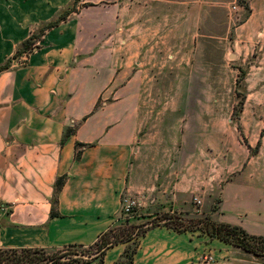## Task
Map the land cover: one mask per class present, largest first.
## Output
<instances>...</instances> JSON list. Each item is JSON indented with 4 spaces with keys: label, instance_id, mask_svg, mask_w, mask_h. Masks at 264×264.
Wrapping results in <instances>:
<instances>
[{
    "label": "crops",
    "instance_id": "1",
    "mask_svg": "<svg viewBox=\"0 0 264 264\" xmlns=\"http://www.w3.org/2000/svg\"><path fill=\"white\" fill-rule=\"evenodd\" d=\"M247 1L245 22L257 23L264 0ZM71 6L35 48L18 52ZM203 10L199 0H0V249L88 246L130 198L143 214L196 207L264 235V177L254 178L251 160L228 178L208 175L191 138L193 99L160 94L180 85L162 76L173 60L161 26L198 31ZM239 88L242 113L261 117L264 82L248 77ZM127 245L107 248L100 264H114ZM205 253L216 264H264L166 225L138 238L131 264H197Z\"/></svg>",
    "mask_w": 264,
    "mask_h": 264
},
{
    "label": "rangeland",
    "instance_id": "2",
    "mask_svg": "<svg viewBox=\"0 0 264 264\" xmlns=\"http://www.w3.org/2000/svg\"><path fill=\"white\" fill-rule=\"evenodd\" d=\"M199 4L205 14L210 15L205 17L198 31L186 22L181 26L175 22L161 26L160 30L167 35L161 46H166L168 63L173 60L162 76L165 74V79L176 80L180 85L161 89L160 94L166 101L180 96L193 99L192 104H186L194 115L191 120L196 135L191 138L200 165L205 162L208 175L228 178L238 165L251 160L249 168L254 178L264 177V134L261 133L264 103L261 117L242 113L244 94L239 88L248 77L264 82V14L258 17L257 23L248 24L245 22L250 14L247 0H199ZM69 8L74 9V6ZM45 26H40V32L35 35L40 36ZM158 28L159 24H155V29ZM32 41L30 49L38 45L36 38ZM157 43L151 40L155 48H158ZM215 200L213 211L219 197ZM159 213L143 214L136 207L130 214L120 210L113 226L120 230L130 223L150 225ZM203 215L199 208L191 207L183 217ZM207 215L212 219L209 213ZM84 249H87L83 252L84 258L98 253ZM258 257L264 258V255ZM88 264H100L99 256Z\"/></svg>",
    "mask_w": 264,
    "mask_h": 264
},
{
    "label": "trees",
    "instance_id": "3",
    "mask_svg": "<svg viewBox=\"0 0 264 264\" xmlns=\"http://www.w3.org/2000/svg\"><path fill=\"white\" fill-rule=\"evenodd\" d=\"M71 10L73 9L64 11L59 15L58 19L49 22L46 28L64 19ZM38 36L35 34L31 35L22 43L18 52L30 49L33 44L32 39L38 38ZM5 66L0 67V69ZM261 133L264 134V128ZM185 214L187 212L162 211L159 213L160 216L155 217L151 221L150 225H146L145 223H130L120 230L112 225L100 233L96 241L88 246L65 245L52 251L45 250L44 248L0 249V264H88L96 255L99 256L101 262L107 248L124 242H128V245L122 257L114 264H131L138 238L149 228L156 225H166L179 232L199 231L200 233L207 234L210 238H219L256 256L264 255V235L250 234L239 225L216 221L211 219L207 214L189 218L183 217ZM79 248L83 249L80 250ZM84 248L93 249L94 252L97 251L98 253L95 255L88 254L89 258H84L83 252L87 250Z\"/></svg>",
    "mask_w": 264,
    "mask_h": 264
},
{
    "label": "built area",
    "instance_id": "4",
    "mask_svg": "<svg viewBox=\"0 0 264 264\" xmlns=\"http://www.w3.org/2000/svg\"><path fill=\"white\" fill-rule=\"evenodd\" d=\"M194 201L199 204L200 201L194 198ZM136 206V201L132 198L125 200V203H122L121 210L124 214H130L134 211ZM2 207L0 206V209ZM217 259H215L211 254L205 253L200 257L197 264H216Z\"/></svg>",
    "mask_w": 264,
    "mask_h": 264
}]
</instances>
